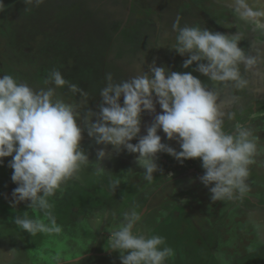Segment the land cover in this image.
<instances>
[{"label":"rangeland","instance_id":"1","mask_svg":"<svg viewBox=\"0 0 264 264\" xmlns=\"http://www.w3.org/2000/svg\"><path fill=\"white\" fill-rule=\"evenodd\" d=\"M57 1L44 0L36 6L25 4L24 0H13L14 10L9 20L3 18L6 15L2 16L0 10V76L11 75L17 82L39 90L53 86L45 81L50 72L58 70L67 81L78 85L87 94V105L83 107L93 110H98L99 92L106 84L105 74L111 73L106 58L114 52L115 40L120 47L117 46L112 57L117 59L119 52H127L120 62L125 64V69L122 68L128 80L144 72L150 74L152 67L160 66L168 71L192 72L211 88L213 85L207 77L193 71L195 64L193 68H183L185 57L169 48L174 40L172 24L179 17L181 26L199 24L213 31L236 30L217 23L234 19L223 7V0H132L135 7L130 6L127 10L125 6L130 0H77V4H81L79 14L73 9L61 8ZM69 2L71 0H66L65 4ZM102 7L105 14H102ZM18 14L19 23L13 24ZM94 14L110 26H93L92 32ZM123 15H129L130 20L132 17L142 20L140 29L133 33L135 24H131V28L128 23L123 24ZM22 19H31V23L25 25ZM154 21L153 25L157 23L158 29L152 33V38L150 25ZM66 23L74 27L70 33H65V29L68 30ZM5 25L9 27L4 28ZM123 26H127V33L132 36L128 38V44L126 40L128 46L123 45L124 49L120 43L122 40L117 38ZM110 27L114 37L107 32ZM109 39H113V43L110 44ZM155 39L157 43L153 44ZM247 43L241 42L245 47ZM244 76L248 79V86L243 91L229 87L219 89L221 109L235 113L232 120L225 116V129L231 131L246 125L259 137V145L264 146V66L260 74L253 70L245 72ZM122 79L117 77L114 80L119 82ZM56 93L57 98L66 102L83 99L79 93L73 95L67 86L57 88ZM155 107L156 113L162 111L159 104ZM80 111L81 124L86 129L85 110ZM154 115L141 114L140 135L146 134V126L151 124ZM158 135L162 143L180 150L179 143L166 138L162 130H158ZM131 142L137 141L133 139ZM81 147L90 161L64 182L53 197H49L58 232L37 231L33 234L15 223L16 217L26 214L31 219L43 218L51 228L44 213L27 208L25 202L10 206L11 192L16 185L10 179L12 170L6 166L11 157L4 158L5 166H0V264H77L79 261L80 264H120L119 253L108 249L111 234L124 222L123 214L138 211L140 204V213L150 210L152 216L144 218L141 215L133 233L151 235L155 231L165 239L161 247L173 250L171 257L177 255L175 251L187 256V264H221L218 254H223V264H264V152L257 156V163L250 166L247 181L250 191L242 200L210 204L208 188L198 179L203 174L199 158L187 159L181 164L167 153L159 152L155 162L161 171L154 172L149 182L144 178V169L136 163L138 153H128L123 148L118 151L110 144L98 145L87 136L86 130ZM101 148L108 155L99 162L96 153ZM122 153L127 161H122ZM89 172L105 179V183H111L109 187L105 184L107 194L103 191L99 195L92 190L104 182L90 176ZM127 184L133 186L129 204L119 195L123 190V195H128L124 186ZM156 215H160L158 220L161 221L154 228ZM168 225L178 234L188 225L190 232H186L178 244L176 240L181 234L164 231ZM253 244H259L258 250L249 253L247 249ZM169 260L166 259L165 264L174 262ZM181 262V257L177 258L176 264Z\"/></svg>","mask_w":264,"mask_h":264},{"label":"clouds","instance_id":"2","mask_svg":"<svg viewBox=\"0 0 264 264\" xmlns=\"http://www.w3.org/2000/svg\"><path fill=\"white\" fill-rule=\"evenodd\" d=\"M24 3L39 6L44 0ZM223 7L234 19L217 23L235 31H213L199 24L181 26L179 17L172 24L174 40L169 48L185 57L183 68L195 64L193 71L207 77L211 88L192 72L168 71L160 66L152 67L150 74L144 72L119 82L109 72L99 92L98 110H93L83 107L87 94L58 70L50 72L45 81L53 86L39 90L11 75L0 76V166H5L4 158L11 157L6 166L12 170L10 179L16 185L9 204L25 202L27 208L43 212L51 228L43 218L31 219L26 214L15 218L18 226L33 234L59 231L49 197L90 161L81 147L85 130L98 145L138 153L136 163L149 182L154 172L161 171L156 154L164 152L181 164L199 158L203 174L198 179L208 188L210 204L235 202L247 195L250 166L257 163L264 146L246 125L225 129V116L232 120L235 113L222 110L218 99L219 89H246L245 72L262 71L264 0H223ZM242 41H248L246 47ZM65 86L83 99L73 103L57 98L56 89ZM156 104L162 110L159 113ZM81 109L88 121L86 129L81 124ZM145 112L155 115L146 126V134L140 135L141 114ZM158 130L176 140L180 150L162 143ZM133 139L137 142L132 143ZM106 155L105 149H98L96 160L100 162ZM3 195L8 198V194ZM123 215L124 222L111 234L108 248L119 253L120 264H165L173 250L161 247L164 237L134 234L141 215L136 211ZM258 247L250 245L247 251L255 252ZM218 258L223 264V254Z\"/></svg>","mask_w":264,"mask_h":264},{"label":"flooded vegetation","instance_id":"3","mask_svg":"<svg viewBox=\"0 0 264 264\" xmlns=\"http://www.w3.org/2000/svg\"><path fill=\"white\" fill-rule=\"evenodd\" d=\"M52 1H54V2H56V0H51V2ZM65 1L66 0H58L57 1V4L58 3H60L61 4V8H63L64 9V7H66V9L67 10H74L75 11V13L76 14H79L80 13V8H81V4H77V0H71V3L69 2L68 4L66 3L65 4ZM103 1V0H102ZM51 2H50V4H51ZM16 5V7H17V4H15ZM53 5V4H52ZM69 5V6H68ZM98 6H99V3L97 4ZM58 6V5H57ZM130 6H133V7H135V5H134V3H132V0H130L129 1V5H128V1H127V4H126V10H127V8L128 7H130ZM59 7V6H58ZM0 10H2L1 11V15L3 16V15H6V16H3V18H6V19H8L9 20V18H10V16H11V13H12V11L14 10L13 9V0H0ZM102 14H105V8H103L102 7ZM92 14H93V12H92ZM19 14L16 16V18L14 19V23L13 24H18L19 22ZM124 17H123V19H127L126 20V23H128L129 21H130V19L128 18V16H125V15H123ZM77 19V17H75V20ZM94 24L95 25H92V32H93V26L94 27H97V26H100V27H105V26H110L109 24L107 25L106 24V22H104V21H101L100 20V18H99V20H98V16L96 15V14H94ZM132 21L134 22V20L136 21L137 19H136V17H132ZM23 21H24V23H25V25H29L30 23H31V19L28 21V19H22ZM11 21V20H10ZM99 21H101V22H103V23H100ZM122 22H123V24H125L124 23V20H122ZM157 22V21H156ZM157 24V23H156ZM153 25L152 23H151V25L150 26H154L153 27V33L156 31V29H158V24L157 25ZM71 24L70 23H66V28H68V30H66L65 29V33H70L71 31H72V29H74V27L73 26H70ZM128 26V25H127ZM127 26L126 27H124L123 26V28H121V29H119L120 30V32L119 33H121V34H119L118 36H117V38L119 39V40H122V42H120L121 43V47L123 46V45H127L128 44V40H127V37H129V35H127V31H128V29H127ZM7 26L5 25L4 26V28H6ZM9 27V26H8ZM7 27V28H8ZM77 27V26H76ZM2 29V28H1ZM96 30V29H95ZM112 31H113V28L112 27H110L108 30H107V32L109 33V34H112ZM2 32V31H1ZM106 32V33H107ZM94 35H96V34H94ZM111 37H114L113 36V34L111 35ZM126 40H127V44H126ZM109 42H110V44L111 43H113V39L112 40H110L109 39ZM114 43H115V48H112V51H115L116 50V48H118L117 46H119V45H117L116 43V40L114 41ZM109 46H111V45H109ZM128 46V45H127ZM120 47V46H119ZM123 48V47H122ZM125 54H122L121 52H119V58H117V59H114L112 56V54L113 53H111V54H109V56H107V58H106V60H107V65H110L109 67H110V69H111V73H112V75H113V77H114V79L116 80V78L117 77H120L121 79L122 78H125L124 80H128L127 78H126V76L124 75V72H123V68L125 69V67H123V66H125V64L122 62H120V60L122 59V58H124V55L126 56L127 54V52H124ZM108 60H110L109 62H108ZM123 61V60H122ZM123 67V68H122ZM124 75V77H123V75ZM114 80V81H115ZM123 80V79H122ZM96 94H98V92L96 93ZM99 98H101L100 97V95H99ZM99 101H101V99H99Z\"/></svg>","mask_w":264,"mask_h":264},{"label":"trees","instance_id":"4","mask_svg":"<svg viewBox=\"0 0 264 264\" xmlns=\"http://www.w3.org/2000/svg\"><path fill=\"white\" fill-rule=\"evenodd\" d=\"M135 13V12H134ZM135 15V14H134ZM142 21V20H141ZM145 21V20H144ZM38 56V55H37ZM75 56V55H74ZM65 60V59H64ZM9 73V72H8ZM22 73H20L19 75H21ZM41 80V79H40ZM87 171V170H86ZM90 176H94V177H96V179L98 180V179H100V182H104V183H100V185L99 186H96L95 187V189H92L94 192H96L97 194H99V195H101L100 193L101 192H103L104 194H107V192H106V186H105V184L109 187V185H111V183H105L106 181H104L103 180V178H101L100 176L98 177L96 174L95 175H93V172H89L88 173ZM109 181V180H108ZM128 190L126 191V193L128 194L127 196H125V195H123V193H124V190H123V193L122 194H119V195H122L123 196V199H124V201H127V204H129V199L131 198L130 197V192H131V188L133 187V186H130V185H128L127 184V186L126 185H124ZM123 186V187H124ZM112 188V187H111ZM123 189V188H122ZM132 194V193H131ZM135 194V193H134ZM133 195V194H132ZM125 196V197H124ZM134 196V195H133ZM102 197V196H101ZM140 204V203H139ZM158 206V205H157ZM140 208H141V204H140ZM140 208L138 209V211H136L137 213H139L140 215H142V216H144V218H146V217H148V216H152V214H151V212L152 211H148V212H146L145 214H141L140 212H141V210H140ZM120 210H121V208H120ZM156 220H154L155 222H154V228L156 227V226H159L160 224V221L161 220H158V219H160V215H156ZM181 220H185L184 218L183 219H181ZM159 224V225H158ZM185 225V224H184ZM189 226L187 225L186 227H185V230L183 231V232H180L179 234H178V232L176 233V231L175 232H173L174 231V229H173V227L172 226H170V225H168V226H165V228H164V231H167V232H171L172 234H174V235H180V238L178 239V240H176L177 242H178V244H179V242H181V240L180 239H183V238H185V236H184V234L186 233V232H188L189 231V228H188ZM152 230H150L149 232H151ZM190 232V231H189ZM156 232L155 231H153L152 233H151V235H158V233L157 234H155ZM187 238V237H186ZM178 244H177V248L178 249H180L179 247H178ZM174 254H177V255H179V257H181V261L183 262H181L182 264H187V256L185 255V254H181L180 252L179 253H175V251H174ZM177 255H174V256H170L169 258H168V260H169V262L173 259V263L172 264H176L177 263V258H179V257H177ZM177 257V258H176ZM80 262L81 261H79V262H77V264H80ZM171 263V262H170Z\"/></svg>","mask_w":264,"mask_h":264},{"label":"crops","instance_id":"5","mask_svg":"<svg viewBox=\"0 0 264 264\" xmlns=\"http://www.w3.org/2000/svg\"><path fill=\"white\" fill-rule=\"evenodd\" d=\"M134 14L136 15V13H134ZM126 20H127V19H126ZM126 20L124 19V23L127 25ZM132 20H133V19H132ZM132 20H130V21L128 22V27L131 28V24H132V25L135 24V25L133 26V29H132V32L134 33V32H136V31H138V30L140 29V28H138V27H140L141 20H136V21L134 20V22H133ZM154 23H155V21L152 22V24H154ZM124 27H125V26H124ZM153 27H154V26H151V29H150V26H149L150 31H152V32L150 33V34L152 35V38H153V36H154V34H152V33H153ZM127 35H129V37L131 36L129 33H127ZM129 37H127V40H128ZM131 37H132V36H131ZM159 40H160V42H161V38H159ZM154 43H157V40H156V39L153 40V44H154ZM153 46H154V45H153ZM124 47H125V46H123V49H124ZM116 51H117V49H116L114 52H116ZM114 52H113V53H114ZM124 54H125V53H124ZM124 58H125V55H124ZM191 67L193 68V66H191ZM121 156H122V157H121ZM121 156H120V157L122 158V161H125V160L127 161V157L125 156V154L122 153ZM131 169H132V168H131ZM129 179H130V178H129ZM129 185H132V184H129Z\"/></svg>","mask_w":264,"mask_h":264}]
</instances>
